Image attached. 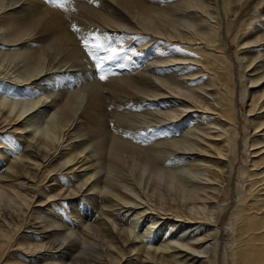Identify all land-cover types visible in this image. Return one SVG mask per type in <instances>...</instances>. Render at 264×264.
I'll return each instance as SVG.
<instances>
[{
    "label": "bare ground",
    "instance_id": "6f19581e",
    "mask_svg": "<svg viewBox=\"0 0 264 264\" xmlns=\"http://www.w3.org/2000/svg\"><path fill=\"white\" fill-rule=\"evenodd\" d=\"M38 1L0 0V44L7 47L0 50V75L14 76L34 89L43 74L44 81L57 72L50 88L54 93L68 76L92 75L85 70L89 59L83 60L80 52L86 48L79 47L77 36L69 31L71 19L85 33L92 26L125 29L133 35L141 31L152 41L167 37L178 43L165 44L169 59L164 56L167 61L158 60L146 71L130 77L114 71L116 77L111 70L114 78L103 85L91 80L82 89L78 83L82 94L67 96L60 88L64 91H50L35 100L32 92L34 100L24 103L30 112L27 117L26 112L13 117L0 107V264H264V0H192L187 5L208 19L198 27L178 20L174 12L181 5L172 7L167 0L164 5L159 0H84L75 5L74 14ZM203 24L208 27L200 30ZM130 36L126 37L131 42ZM129 40L124 43L129 45ZM232 42L238 48L235 53ZM115 43L117 49L124 47L117 46L118 40ZM139 52L127 60L129 65L146 61L149 51ZM76 66L85 69L78 72ZM162 100L173 106L164 110L168 116L161 117L157 102ZM131 101L145 110L157 109L160 115L150 112L137 119L139 115L128 112ZM241 102L247 104L245 116L238 111ZM33 109L44 120L49 117L42 136L30 129L42 118L32 115ZM133 118L138 121L132 122ZM181 118L202 136L194 148L183 151L187 159L195 157L187 161L197 169L187 166L190 176L184 179L153 166L156 156L164 153L159 150L177 142L154 135L158 128L148 137L140 132L133 136L140 125H159L160 119L172 124ZM111 122L116 128L113 134L107 129ZM125 123L127 127H122ZM168 125L165 131L175 126ZM6 148L14 153L9 156ZM153 180L168 185L172 195L153 187ZM124 182L132 194L128 197L120 193ZM154 188L160 193L155 194ZM92 209L95 212L89 215ZM72 213L79 222L71 219Z\"/></svg>",
    "mask_w": 264,
    "mask_h": 264
},
{
    "label": "rangeland",
    "instance_id": "374dc122",
    "mask_svg": "<svg viewBox=\"0 0 264 264\" xmlns=\"http://www.w3.org/2000/svg\"><path fill=\"white\" fill-rule=\"evenodd\" d=\"M41 1H43L41 4L42 5H45L46 4V2L48 3V5L47 6H45V7H47V8H51V7H48V6H50V5H52V9H53V7L55 8L54 10H59V11H63V12H65V10H66V12L65 13H69V14H74V12L76 11V10H78L77 9V7H78V5L77 4H80V2H83L84 0H40V2ZM153 1V0H152ZM158 0H156V2H157ZM165 2V0H159L158 2L160 3V2H162L163 3V5H164V2ZM167 1H169L168 2V4H171V6L173 7V5L175 6V5H181L178 9H177V12H174V14H175V16L178 18V20H180L181 22H183V24L184 25H186V26H188V27H191V26H193V25H195V26H197L198 27V25H200V23L202 22V21H204L205 19H207V17L205 16V15H203V14H200L199 12H198V10L196 9V8H192L191 6H188L187 4L188 3H190V1H192V0H167ZM180 1V2H179ZM39 2V1H38ZM39 2V3H40ZM177 3H179V4H177ZM186 5H185V4ZM192 3V2H191ZM183 4V5H182ZM65 5V6H64ZM77 7H76V6ZM161 5V4H160ZM62 7V8H61ZM71 8H72V10H71ZM62 9V10H61ZM69 9H70V12H69ZM68 16L66 17V20H67V22H69L68 21V19L70 20V18H68ZM204 19V20H203ZM223 19H224V21H223V23H224V25H223V27L225 28L226 27V25H225V20H226V18H225V16L223 17ZM231 19V18H230ZM208 20V19H207ZM71 21H72V19H71ZM71 21L69 22V23H67V25L69 24V31H70V33L72 34L73 33V37H76L77 38V40H76V44H78V46L79 47H81V46H84V43H83V41H84V39H88V41H89V39H92L91 41H89L90 43L92 42V44H94V43H96V44H94L92 47L94 48L95 47V45H97V44H99V45H101V44H103V45H101V47H96V48H99V50L97 51L95 48V50L96 51H94L93 50V48L92 47H89L88 49H86V51L85 52H82V51H80L81 52V55H83L82 56V58H83V60H90V62H89V60H88V62H85V66H86V64H87V67H85L84 68V66H78L79 67V70H78V68H77V66L75 67L76 68V70H78V72L80 71V72H82L83 70H80V67H81V69H82V67H83V69H85V70H87V75L89 74V75H91V76H88V77H86V76H84L83 74L85 73H82L81 75L79 74V73H76V74H79V76H73V77H71L72 79H73V81L72 80H70L71 78L68 76V80H66L64 83H61V84H63V85H60L59 87L57 86V89L60 91H58L57 89V91L59 92V93H61V92H63L62 90H60V88L61 89H65V92L66 91H68L69 90V93H65V92H63V94L64 95H67V96H69V95H71L72 93H75V94H77V92H78V94L79 93H83V92H81L80 90H82L83 89V87H85V85L87 84V83H89V81H91V80H93V81H91V82H95V83H97V82H99L100 84H102L103 85V83L105 84L106 82H105V80L108 78L109 80H106L107 82L108 81H110L112 78H114V77H110L111 75H110V73H111V70H112V72L114 73V71H116V72H118V73H122L121 74V77H128V75H129V77L130 76H132V74L134 73L135 74V72H138V70L140 71V72H143V71H146L148 68H149V66H154V64H158V62L159 61H167V59H169L168 57L170 56V52H168V51H166V49L168 50L169 48H166V45L165 44H177L178 42H176L175 40L174 41H171L169 38H167V37H165V38H161V37H158V38H153V41H154V39H155V41L153 42L152 41V38L150 39V37L148 36V35H145V33H143V32H141V31H139L140 33H134V35H133V32L134 31H130V33L131 34H129L128 32V30H126L125 31V29H123L125 32H127L128 33V35H127V33H125L124 31V34H123V32H122V30L120 31V29H116V32L114 31V30H111V29H109V30H107V28L106 29H104L103 27H101V29H99V28H97V27H91V29H90V31H91V33H90V31L89 30H87V33H90V34H94L95 36H91L90 34H87V33H85L86 32V29H84V30H80L79 29V27H77L78 26V24L73 20L72 22V24H75L76 23V27H75V25L74 26H72L71 27ZM71 24V25H70ZM217 23H213V25H216ZM204 26V27H203ZM73 27H75V28H73ZM208 26H207V24H203L202 26H200L199 27V29L200 30H205L206 28H207ZM73 28V29H72ZM77 28V29H76ZM93 28V29H92ZM95 28V29H94ZM98 30H97V29ZM103 28V29H102ZM186 28V27H185ZM75 29H76V31H75ZM79 29V30H78ZM74 30V31H73ZM92 30H94V31H92ZM97 30V31H96ZM72 31V32H71ZM84 31V32H83ZM103 31H105V33L103 32ZM111 31H113V32H111ZM119 31V32H118ZM78 32V33H77ZM222 32H225V29H222ZM74 33H76V34H74ZM81 33H84V34H87V35H89V36H87V35H84V34H81ZM100 33V34H99ZM110 33H112V34H110ZM121 33V34H120ZM79 34V35H78ZM105 34V35H104ZM144 34V35H143ZM76 35V36H75ZM83 35H84V37L85 38H83ZM112 35H113V37H112ZM116 35V36H115ZM125 35V36H124ZM129 35H131L130 36V38H131V42H130V40H129V38L127 39V37H129ZM81 36V37H80ZM102 36H103V38H102ZM105 36V37H104ZM111 36V37H110ZM127 36V37H126ZM133 36V37H132ZM146 36L148 37V40L150 39L152 42L151 43H149V44H151V45H149L148 43V45H146V47H144L145 46V44H144V46H143V49H142V45H143V43H146L145 41H148L147 40V38H146ZM87 37H92V38H87ZM124 37H126L125 39H124V41H128L129 40V45L125 42L124 43V41L122 42V40H123V38ZM145 37V38H144ZM76 38H74V40L76 39ZM94 38H95V40H94ZM107 38V39H106ZM117 38V39H116ZM118 38H120V39H118ZM133 38V39H132ZM82 39V40H81ZM103 39V40H102ZM143 39V40H142ZM145 39V40H144ZM78 40H79V42H78ZM95 42H94V41ZM117 42V40H118V43H117V46L119 45V47L120 46H124L123 48L121 47V48H119V49H117V47H116V43H115V41ZM120 40V41H119ZM135 40V41H134ZM150 40H149V42H150ZM101 41V42H100ZM106 41V42H105ZM134 41V42H133ZM94 42V43H93ZM113 42V43H112ZM119 42H121V43H119ZM0 43H1V41H0ZM89 43V45H91ZM109 43H110V46H109ZM123 43V44H122ZM157 43V44H156ZM158 43H159V45H158ZM140 44V45H139ZM142 44V45H141ZM154 44V45H153ZM81 45V46H80ZM106 45V47H104ZM126 45V46H125ZM155 45H157L156 47H155ZM163 45V47H161ZM109 46V47H108ZM129 46L131 47V48H129ZM133 46V47H132ZM140 46V47H139ZM168 46V45H167ZM172 46V45H171ZM3 47V48H2ZM136 47V48H135ZM152 48V50H153V52H152V50H150L151 48ZM161 47V48H160ZM168 47H170V46H168ZM105 48V51L103 50ZM113 49V48H116L115 49V53L116 54H114V52L113 51H111V49ZM133 48H135V50L136 51H138V53L135 51V50H133ZM138 48H140L141 50H147V51H149V52H147V55H146V61H143V62H141V64H139L138 63V61H140V59H138L137 61H134L131 65H129L130 64V61H127V60H130L132 57H135V54L136 55H139L140 54V52H139V50L140 49H138ZM145 48V49H144ZM163 48V49H162ZM230 48H231V52H236L237 50H238V48H237V45L234 43V42H232V44H230ZM126 49V50H125ZM129 49H131L130 51H127V50H129ZM138 49V50H137ZM149 49V50H148ZM157 49H159L158 51H157ZM0 50H7V47H5V46H3L2 44H0ZM89 50L90 51H92L93 50V52H89ZM133 50V51H132ZM108 51L110 52V53H108ZM160 51V52H159ZM104 52V53H103ZM123 54H122V53ZM126 52H127V54H126ZM151 52L152 53H154V52H156V53H154L153 55L151 54ZM157 52H158V54H157ZM83 53H85V54H83ZM89 53H96L95 55H96V57L97 56H99L100 58H101V60L103 61V65H102V72L106 75V73H107V75L109 74V76H107L106 75V79L105 80H103V81H100V79L98 78L99 77V72H98V70H97V68L95 67V64L97 63V61L96 60H94L93 58H92V56H90V55H88ZM103 53V54H102ZM106 53V54H105ZM130 53H132V54H130ZM162 53V54H161ZM102 56H101V55ZM111 54V55H110ZM118 54H119V56H118ZM133 54H134V56H133ZM157 54V55H156ZM164 54V55H163ZM106 55V56H105ZM131 55H132V57H131ZM163 55V56H162ZM168 55V56H167ZM87 56V57H86ZM104 56V57H103ZM108 56V57H107ZM118 56V58H116ZM153 56V59H151V57ZM164 56H166L167 57V59H166V57L164 58ZM85 57V58H84ZM105 57H107V58H105ZM116 58V60H117V62L115 61V59L114 58ZM140 57H142L141 58V60H143V58H145V56H140ZM150 57V58H149ZM87 58V59H86ZM102 58H104V59H102ZM119 58L121 59L120 60V62H119ZM106 59H108V61H106ZM113 59V60H112ZM132 60V59H131ZM145 60V59H144ZM150 60V61H149ZM156 60V61H155ZM159 60V61H158ZM106 61V62H105ZM122 61V62H121ZM84 62V61H83ZM91 62L93 63L92 64V73L91 72H89V70H90V68H91V66H90V64H91ZM113 62V63H112ZM118 63V64H116V63ZM90 63V64H89ZM112 63V65L111 66H117V67H111L110 66V64ZM137 63V64H136ZM146 63V64H145ZM154 63V64H153ZM178 63H180V62H178ZM89 64V65H88ZM108 64V65H107ZM151 64V65H150ZM106 65V66H105ZM133 65V66H132ZM136 66V69H135V66ZM138 65H139V67H138ZM160 65V64H159ZM88 66L90 67V68H88ZM94 66V67H93ZM122 67V69H121V67ZM143 66V67H142ZM156 66V65H155ZM158 66V65H157ZM162 66H164V64H162ZM108 67H110V68H108ZM121 69H119V68ZM129 69H127V68ZM134 68V70H136V71H133V68ZM177 67V66H176ZM94 68V69H93ZM107 68H108V70H107ZM114 70H113V69ZM126 70V72L125 71H123L124 69ZM110 69V70H109ZM118 69V70H117ZM84 70V71H85ZM106 71V72H105ZM108 71H109V73H108ZM133 71V72H132ZM97 73V74H95V73ZM112 73L113 74V76L115 75V74H117L116 75V77L118 76V73ZM123 72H125V75H123L124 73ZM127 72H130V73H128V74H126ZM51 74V80H41L43 77H47L46 76V74H43V77H40L39 79L40 80H38L37 81V83L39 82L40 84L38 85V87L39 86H41V87H37V86H35V88L36 89H34L33 88V86H31V85H28V84H22V83H19L18 81H16L17 79L13 76H9V75H5V74H1L0 75V77H1V79H0V107L2 106V108L4 109V111H7V112H9V113H12V116L13 115H15V116H13V117H16L17 115H21V114H25V112H26V110H27V108H26V105L28 104V101L30 102V100H34V98L33 97H35L36 99L35 100H41L42 99V97H43V95H49V94H51V93H54L53 91H51V89L50 88H52L53 86L51 85V83L53 82V81H55V80H57V78L55 77V75H57V72L56 73H50ZM3 75H4V78H3ZM94 75H96L95 77H94ZM48 76V77H49ZM54 76V77H53ZM134 76H137V75H134ZM5 77H7V78H5ZM12 77V78H11ZM75 77H76V79H75ZM79 77H81V78H79ZM90 77H92L93 79H91ZM96 77H97V79H96ZM111 79H110V78ZM115 77V78H116ZM119 77H120V75H119ZM118 77V78H119ZM10 78V79H9ZM14 78H15V80H14ZM53 78V79H52ZM55 78V79H54ZM78 78V79H77ZM87 78H88V80H87ZM7 80V81H5V80ZM9 79V80H8ZM11 79H13V80H11ZM79 79H80V82H78L79 81ZM94 79H96V81L94 80ZM1 80H2V82H1ZM77 82H76V81ZM82 80H84L83 82H81ZM86 80V81H85ZM43 81V82H42ZM48 81V82H47ZM49 81H50V83H49ZM69 81V82H68ZM7 82H9V83H7ZM11 82V83H10ZM17 82H18V84H17ZM42 82V83H41ZM76 82V83H75ZM86 82V83H85ZM103 82V83H102ZM2 83V84H1ZM46 83V84H45ZM71 83V84H70ZM75 83V84H74ZM78 83H81V85H82V89H80L81 88V85H79ZM11 84V85H10ZM16 84V85H15ZM22 84V85H21ZM47 84H49V85H47ZM21 85V86H20ZM45 87H47V88H44L43 86ZM67 85V86H66ZM70 85H72L71 87H72V89H74V90H72L71 88H69L70 87ZM76 85H77V87H76ZM79 85V86H78ZM6 86H7V88H6ZM27 86V88H25ZM50 86V87H49ZM62 86V87H61ZM74 86V87H73ZM9 87V88H8ZM19 87L21 88V89H19ZM76 87V88H75ZM80 87V88H79ZM32 88V91H30V89ZM67 88V89H66ZM24 89V90H23ZM50 89V90H49ZM8 90V91H7ZM20 90V91H19ZM39 90V91H38ZM40 90H41V92H40ZM46 90H48V91H46ZM30 91V92H29ZM50 91H51V93H50ZM56 91V92H57ZM76 91V92H75ZM106 90H103V93H105V94H107L108 92L106 91ZM22 92V93H21ZM32 92H34V93H32ZM43 92V93H42ZM47 92V93H46ZM55 92V93H56ZM71 92V93H70ZM30 93V94H29ZM45 93V94H44ZM49 93V94H48ZM54 93V94H55ZM24 94V95H23ZM31 94H32V96H33V94H34V96L32 97L31 96ZM27 99V100H26ZM28 99H30V100H28ZM163 101V100H162ZM162 101H159V102H157V104H160V105H158L159 107L158 108H160V110L159 111H163L164 112V114H163V112H161L162 114H161V117L162 116H168L167 114H165L166 112L164 111V110H168L169 108L170 109H172L173 108V106L172 105H170L169 103H166L165 101H163L165 104H163L162 103ZM2 102V103H1ZM24 103L26 104V105H24ZM110 103V101H108V104ZM162 103V104H161ZM130 105H131V109H129V111H128V105L127 106H125L124 108V110L125 111H128L130 114H132V115H139V116H137V119L140 117L141 118V115L143 116V114H144V116L145 115H147V113H150V112H152V113H154L155 115H156V112H158L157 111V109H153L152 108V110L153 111H155V112H153V111H149V110H151L150 108L148 109V108H146V110H145V108H143V107H141V105L140 104H135V103H133L132 101H131V103H129ZM168 104V105H167ZM17 105V106H16ZM162 105L164 106L163 108H162ZM168 107H167V106ZM239 105L241 106L240 108H239V112L241 113V114H243L244 116L246 115V112H247V104H244L243 102H241V103H239ZM41 106V105H40ZM137 106V107H136ZM167 108H166V107ZM127 107V108H126ZM244 107V108H243ZM129 108H130V106H129ZM165 108V109H164ZM26 109V110H25ZM41 109V107H39V109L38 110H40ZM113 109L114 108H111V106L109 107V109H108V112H110V113H112V111H113ZM121 109L123 110V108H119L118 110H120L121 111ZM142 109V110H141ZM34 110V109H33ZM36 111V109L32 112V115L34 114H37L36 116H38L37 118H39L40 116H42V115H40V111ZM131 110V111H130ZM134 110V111H133ZM147 110H148V112H147ZM24 111V112H23ZM145 112H146V114H145ZM27 114H25V116L27 117L28 115H29V113L28 112H26ZM39 113V114H38ZM149 114L148 116H150V115H154V114ZM159 113V112H158ZM158 113H157V116H158ZM40 115V116H39ZM159 115H160V113H159ZM111 116H112V114H111ZM30 117V116H29ZM118 117V116H117ZM116 117V118H117ZM147 117V116H146ZM151 117V116H150ZM159 118H160V116H158ZM41 118V117H40ZM44 118H45V116H42V118L39 120V119H37L36 120V122L34 121V122H32V124L33 123H35V124H33V125H31V127H30V129H31V131L34 133V134H38V135H40V136H42V135H44V134H46V130H45V128L46 127H44V125L46 124V126L49 124V122H48V120H49V117L47 118L46 117V120H44ZM119 118V117H118ZM117 118V119H118ZM187 117H185V119H186ZM131 119V118H130ZM134 119V118H133ZM132 119V120H133ZM163 119V118H162ZM162 119H160L159 120V125H156L157 124V122H156V124L155 125H153V126H150L151 124H149V126L148 127H146L147 125H143L142 127H141V125H140V129L139 128H137V130H139V131H137L136 130V126H134L133 124L136 122V121H138V120H136V118L134 119V121H132V122H134L132 125H133V127L134 128H132V130L134 131V130H136V132H135V134H133L134 132L131 130V129H129V130H131L133 133H131V131L129 132V133H131V134H133V136L135 135H137V133L139 134V132L140 133H143V134H145V136L146 137H148V133H150L151 132V134H152V132L154 133V131L156 130V128H158L157 130H156V132H155V134L154 135H156L157 134V136L158 137H160V138H163V140L164 141H166V140H169L170 141V139H172L171 141L172 142H177V143H175V145L174 146H169L170 148H168V147H166L165 149H161V150H159V152L160 151H164V153L163 154H161V157H160V154L159 155H157L156 157V159H155V164L153 165L156 169H158V168H160V169H162V170H164V171H166V172H169V174L171 175V173H172V177H174V175L176 176L177 175V177L178 178H180V177H182L183 179H184V177H187V178H189V176H190V174H187L188 172H187V170H188V167H189V169H193V170H195L196 168H191V166H193V165H191V163L189 162V161H192V160H194V158L195 157H192V159H190L189 160V156L187 155V154H185V153H183V151L185 152V151H188V150H191L192 149V147L194 148V146H195V142H196V140H197V138H200V137H202L200 134L201 133H199V132H197L196 130H198V129H193L194 127L192 126V127H188V125H189V122H188V120H185V119H180L181 121H177V120H174V121H172L173 123L172 124H175V126H177V130H179L178 132H179V134H178V132H176L177 130H176V127L174 126H172V124H170V123H168V122H166V121H163L165 124H162V123H160L161 122V120ZM111 120V119H110ZM188 123V125H187V123L185 122V121ZM27 121H30V120H27ZM47 121V122H46ZM128 121V120H127ZM130 121V120H129ZM184 121V122H183ZM191 121L192 120H190V125H192L191 124ZM26 122V121H25ZM31 122V121H30ZM117 123H118V125H119V122L118 121H116ZM180 122H181V124L183 125L184 123L187 125H180ZM183 122V123H182ZM27 124H29L28 122H26ZM40 123V124H39ZM113 123H114V121H113ZM113 123L111 122L110 124H109V126L111 127H109V126H107L108 128V130H109V132H111V134H113L114 133V131L116 130V128H115V126L113 125ZM169 124V125H168ZM130 125V122H128V126ZM132 125H130L131 127H132ZM163 125V126H162ZM167 125L168 126H172L173 128H170V130H169V128H168V130L171 132L172 130L171 129H175V131H173V133L171 132H169L168 130V134L166 133L167 131H165V128L167 127ZM122 127H127L126 126V123H125V125H121ZM129 126V127H130ZM164 126H166V127H164ZM180 126V128L178 129V127ZM33 127V128H32ZM145 127V128H144ZM153 127V128H152ZM162 127L164 128V130L162 129ZM185 127V128H184ZM142 128V129H141ZM111 129V130H110ZM159 129H160V131H159ZM183 129H185L184 130V132H183V130L181 131V130ZM188 129H193V130H195V131H192V130H189V132H188ZM187 131V132H186ZM159 132V133H158ZM162 132V133H161ZM176 134H175V133ZM195 133V134H194ZM162 134H164V135H162ZM183 134H185L184 136H183ZM200 136H199V135ZM169 137H168V136ZM172 135V136H171ZM175 135V136H174ZM182 135V136H181ZM197 135V136H196ZM139 137L141 136V135H138ZM137 136V137H138ZM166 136V137H165ZM171 136V137H170ZM174 136V137H173ZM189 136H191V137H189ZM173 137V138H172ZM193 137V138H192ZM195 137V138H194ZM169 138V139H168ZM175 138V139H174ZM182 138V139H181ZM162 140V139H161ZM181 140H182V142H181ZM141 141V140H140ZM195 141V142H194ZM190 144H189V143ZM144 143V142H143ZM147 144V143H146ZM193 145V146H192ZM184 146V147H183ZM182 147V148H181ZM148 148V147H147ZM6 149H8V148H6ZM185 149V150H184ZM10 150V151H9ZM12 150V151H11ZM182 150V151H181ZM7 152H8V155L10 156V154H13L14 153V150L13 149H8V150H6ZM156 151H158V148H156ZM181 152V154L179 153V152ZM11 152V153H10ZM158 152V153H159ZM174 152V153H173ZM172 153H173V155H172ZM183 153V154H182ZM171 154V155H170ZM178 154V155H177ZM175 155V156H174ZM183 155H185V156H183ZM180 156V157H179ZM186 156L187 157H189L188 159L186 158ZM184 157V158H183ZM169 158V159H168ZM175 158H177V159H175ZM173 159V160H172ZM179 159V160H178ZM182 159V160H181ZM186 160V161H185ZM187 160H189V161H187ZM156 161H157V164H156ZM181 162V163H180ZM176 163H178L177 165H175ZM182 163H184V164H182ZM186 163H187V165H186ZM190 166H189V165ZM181 166V167H180ZM188 166V167H187ZM164 167V168H163ZM166 167V168H165ZM168 167H170V168H168ZM187 167V168H186ZM194 167V166H193ZM176 170V171H174V169ZM182 168V169H181ZM184 168V169H183ZM167 169H168V171H167ZM173 169V170H172ZM185 169H186V171H185ZM181 170V171H180ZM191 170H188L189 172L191 171ZM192 170V171H193ZM197 170V169H196ZM185 172V173H184ZM168 176V178L166 179V180H169V178L171 177V176ZM180 175V176H179ZM185 175V176H184ZM189 175V176H188ZM118 176H120V177H122L123 175H118ZM139 177V179L140 178H142V176L140 177V176H138ZM187 178H185V180L187 179ZM154 182H150V184L153 186V187H155L156 189H158V187H159V189H161L160 191H168L169 193H170V195H172V191L170 190L171 188L168 186V185H166V184H160V182H158V180H153ZM187 181V180H186ZM160 184V185H159ZM156 185V186H155ZM164 186V187H163ZM161 187V188H160ZM120 188H121V191H120V193L124 196L125 194H127V195H125L124 197H128V196H130V195H132V194H129V192H128V187H127V185L125 184V182L120 186ZM154 188V189H155ZM156 189H155V194L156 193H160V191L159 190H157L156 191ZM180 190V189H179ZM171 191V192H170ZM181 191V190H180ZM125 194H124V193ZM167 194V193H166ZM210 206V205H209ZM211 207V206H210ZM90 211H91V213H90ZM90 211H88V214L90 215V214H93L95 211H94V209H92V210H90ZM100 212V210H98V213ZM101 213V212H100ZM102 216V215H101ZM101 216L100 215H98V218H101ZM74 218V219H73ZM77 218V216L75 215H73V213H72V216H71V219L72 220H77V222H79V220H78V218ZM108 219V218H107ZM108 221H109V219H108ZM225 221H226V219H222L221 220V225L222 226H226V224H227V221H226V223H225ZM109 222H111V221H109ZM59 223H60V221H59ZM79 224V223H78ZM110 224H112V223H110ZM68 225V224H67ZM112 226V225H111ZM65 227H67V226H65ZM113 227V226H112ZM69 230V229H68ZM68 230H66L65 229V231H68ZM176 230V229H175ZM74 231H76V230H74ZM129 233L131 232V234L132 233H134L133 235H137V233H136V230L135 231H131V230H129L128 231ZM132 235V236H133ZM134 237V236H133ZM152 239V238H151ZM142 241H144V240H142ZM148 241L150 242H152V241H154V240H149L148 239ZM147 241V242H148ZM150 244H152V243H150ZM144 245L146 246V245H148V244H146V241L144 242Z\"/></svg>",
    "mask_w": 264,
    "mask_h": 264
},
{
    "label": "snow or ice",
    "instance_id": "6c2138e0",
    "mask_svg": "<svg viewBox=\"0 0 264 264\" xmlns=\"http://www.w3.org/2000/svg\"><path fill=\"white\" fill-rule=\"evenodd\" d=\"M83 43H84V47H85L86 49H88L89 47H91V45H89V42H88L87 39H85V40L83 41ZM95 47H101V45L97 44V45H95ZM111 51L115 52V49H111ZM89 55L92 56V58H93L94 60L97 61V63L95 64V67L97 68V70H98V72H99V77H98V78H99L101 81L105 80L107 77H106V75L102 72L103 61H102L99 57H96L94 53H89Z\"/></svg>",
    "mask_w": 264,
    "mask_h": 264
}]
</instances>
